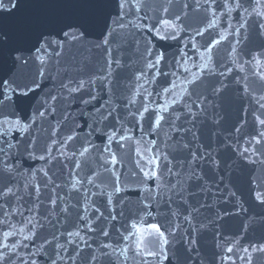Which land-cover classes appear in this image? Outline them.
Wrapping results in <instances>:
<instances>
[{"label": "snow or ice", "instance_id": "1", "mask_svg": "<svg viewBox=\"0 0 264 264\" xmlns=\"http://www.w3.org/2000/svg\"><path fill=\"white\" fill-rule=\"evenodd\" d=\"M173 3L174 0H167L168 6H161L157 10L148 9L146 0H0V201H3L0 203V211L3 214L0 225L9 229L0 233V264H38L36 258L47 255L43 244L35 248L34 251L20 253L18 248H27V244L22 241L7 242L9 238L18 234L23 236V240L32 241L37 230L44 227V224L38 219L43 192L51 193L47 201L51 205L50 214L56 216L57 220L61 215L68 217L70 209H75L79 213L80 208H83L84 214L77 215V219L83 221L80 227L86 229L87 233L93 234L99 230V234L107 238L110 234L108 229L103 227L98 229V225L101 220L108 222L117 219L113 197L126 191L121 179L123 173L117 171L118 166L123 167L118 153L124 149L127 141L136 140L137 145H139L136 149L138 157L135 161L136 170L129 175L133 178H141L144 185L145 197L140 202L142 204L140 211L144 212V215L152 216L153 214L149 209L161 200H164L165 206L170 208L171 204L176 203V200L173 199L174 196L183 205V211L187 213L183 219L188 224L192 223L201 208L212 207V205L199 204V201H197L199 207L190 205L189 199L185 198V193L189 198L196 197L198 193L188 191V188L179 180L176 183L172 182V177L181 175L180 172L174 171L177 167L187 169V179L189 182L197 183L199 193L215 195L213 192L214 184L215 192L227 193L224 196L225 207L235 200L237 203L234 206L240 207L242 211H247L240 204L237 192L230 190L228 185L224 183L226 176L219 175V173L227 174L231 169L238 167L240 162L252 165L264 164V94L256 96L250 90L249 85L245 83L244 92L251 97L257 106L252 115L255 124L260 129L256 131L255 135L239 138L243 139L247 146L241 145L232 131H229L227 136L220 132H214L213 129H220L227 123L224 104L229 85L225 83V79L232 73L233 69L226 67L224 71H218L222 65L219 64L214 52L222 42L228 39V36L220 34L218 39H204L206 33L217 27L216 8L214 7L216 0H203V3L201 0H195V9L205 13L202 20L196 21L197 24H204L205 26L195 29H192L191 25L185 24L187 13L183 12V9L191 8V5L184 3L181 6V11L173 14L170 7ZM219 7L223 8L229 15L232 11L241 9L246 14L241 16L243 22L235 29L237 35L248 25L249 20L246 17L255 16L264 20V0H252L249 4L251 10L249 7H244L242 0H225L224 4L219 5ZM24 9L26 11H22ZM149 11L154 14L149 15ZM161 12L163 16L160 15ZM209 13L213 17L212 20L207 18ZM6 18L12 19L6 23ZM231 27L232 25L229 24V28ZM256 28L257 35L264 37V22L259 23ZM131 30L151 34L144 37L143 53L138 51L140 41L133 40L137 46L138 54L145 60L144 68L135 73V80L145 83L160 82L161 93L171 94L175 98L163 105H156L154 108L145 103L140 109L133 112L128 110V105L136 104V94L134 93L132 98L127 100L124 109L137 127H141V122L147 120L149 128L156 132L163 124L167 123L170 130L180 139L175 140L174 146L166 142L163 149L155 139L145 140L143 135L136 139L130 134L132 129L125 126V121L119 115H115L120 106L113 107L111 101H106L105 104L94 108L98 119L93 117V124L88 125L90 131L85 134L83 140L75 128L69 129L66 135H60V130L68 120V116L65 115L62 121L57 120L56 124L49 129L50 143L46 144L43 149L45 155H41L39 159L52 167L60 164L61 169L69 164L73 166L69 169V175L74 177L71 183L67 185L70 188L69 196L60 195V190L66 185L55 182L53 177L49 175L51 169H40L39 171L47 178V182L43 189L40 184L33 183L32 180H26L24 183L23 189L29 196L34 192L36 200L33 206L27 209L29 216L25 218L24 225L17 229L15 225L9 223V220L13 214L23 216L22 205L19 203L23 197L19 194L21 188L16 181V177L24 175L20 171L19 160L25 153L29 158H34L36 138L32 137L30 141L26 140L21 143L16 139L14 133H18L22 137L26 136L30 134L38 118L43 121L48 116L55 115L57 109L49 101H73L88 106L98 99L97 87L109 94H114L112 69L113 65L116 68L122 67V61L119 58H114L113 55L114 52L120 51L119 47L113 49L110 45L118 34H130ZM95 33H99L102 39L92 44L88 41V37ZM228 35H233V33ZM153 36L160 40L183 41V46L177 50L179 58L173 55L169 61L165 51L155 48L152 43ZM201 41L204 42L201 43ZM239 43L240 41H237V44ZM85 44H92L95 49L104 50L108 73L103 76L90 77L87 80L65 79L67 77V64L76 59L72 49L77 45L83 47ZM189 47L199 57V63L192 65L198 69L196 72L191 71V68L188 67L191 57H189L186 49ZM228 55L233 65L240 72H244V64H250L257 69L252 75L264 82V41L261 43V51L245 53V55H251V59L244 61V64L238 62L240 53L235 45L231 46ZM30 63L37 66L35 74L26 82H18L11 75L12 69L17 66L27 67ZM164 67L183 69V73L187 75H183L178 85L176 80L169 79V77L179 78L182 74L179 71L166 72L163 70ZM149 72H151V76H149ZM161 77H163L162 82L160 81ZM216 77L220 79H214ZM244 79L247 80V77ZM45 80H59L58 94L53 95L52 90H49L45 94L47 99L36 100L34 111L30 116L24 115L22 117L19 115L18 112L26 113V107L35 99L37 90L43 91L42 85ZM205 81L208 83L205 84ZM137 87L143 88V84H138ZM178 87L180 92L176 93L175 90ZM197 89L201 90L198 91ZM65 92L67 96L64 95ZM145 92H147L146 89ZM161 93H157V95ZM85 94L87 98H85ZM152 95L153 93L147 92V97ZM176 106L182 110L177 112ZM241 108L245 113L249 111L243 104H241ZM222 110L225 111L223 116L221 115ZM105 112L107 114H104ZM110 120L111 122H109ZM246 123V121L237 120L236 123L232 124L234 133L240 134ZM95 124H103L107 129L103 132L104 143L102 146L94 144L90 139L93 132H101V128L95 127ZM209 125L210 127H208ZM213 136L217 137L215 148L213 147ZM168 139L173 140L174 138L169 137ZM233 140L236 142L233 143ZM76 143L80 144V148L69 152V147ZM114 145L115 149L113 148ZM165 149H171V151ZM54 152L56 155L53 154ZM183 153H186L184 159L177 161V155ZM233 156L236 157L235 160L232 159ZM93 162L102 171L94 168ZM85 167L90 174H87L84 179H80L78 173ZM104 173H107L112 181V191L110 192L104 190L109 186L108 184L96 183V180ZM209 173H211V183L205 180ZM229 179L232 178L229 177ZM243 179L244 177L237 176L233 182L242 183ZM84 180L87 181L88 185L100 188L101 191H90L89 188L84 187ZM149 182H154V188ZM251 182L255 183V181ZM188 187H191V184ZM257 188L260 190L254 192L255 201L264 206V184L257 185ZM81 190L84 192L83 203L78 199L76 204H71V193L79 194ZM165 192L170 193V195L165 197ZM97 196L106 198V203L110 209L108 217L104 216V213L96 206L95 200L91 199V197ZM12 199L17 201V206L12 207L11 212L4 210L6 206H10ZM116 202L123 203L122 200ZM56 209L59 211L56 212ZM90 209L95 215V220L88 215ZM118 215L123 216V211ZM170 215L178 216L179 213L170 212ZM230 215L231 213L227 211H217L215 218L209 223L215 227L217 222L224 221L225 217ZM43 219L51 222L47 216H44ZM139 219L142 222L143 216H140ZM207 226V224L201 223L199 228L204 229ZM131 227L138 232L140 231L139 223L135 220ZM179 227L176 225L171 228H161L156 223L147 225V228L153 230L156 235L151 241V248H145L142 258L146 256L160 260L163 256L164 260H167L165 246L171 244L168 236H175ZM25 231H27V235H23ZM191 231H196V229L192 228ZM65 235L67 237L66 244L59 243L56 234L52 235L51 240L44 241L55 251L54 258L52 255H47L45 264H58V262L64 264L65 254L67 260L71 264H75L76 258L83 248L91 247L86 235L81 234L79 227L74 231L60 233V236ZM131 235L133 233L129 232L121 238L128 240ZM187 243L190 246L188 249L190 251L197 241L192 237L187 240ZM66 245L73 246L72 252L75 255L69 252ZM239 245L240 242L235 237L227 241L226 254L221 257L222 264L224 261L227 264H234L232 256L227 254L241 251ZM216 246L221 247L220 244ZM100 248L110 249L111 252L116 251L110 243L102 244ZM140 248L141 245L137 243V254H141ZM127 251V248L123 249L120 255H125ZM111 252L101 251L100 254L108 256L111 255ZM242 252L243 255L238 258L245 264H252V254L264 253V243L243 247ZM97 260V255L93 254L89 264H95Z\"/></svg>", "mask_w": 264, "mask_h": 264}, {"label": "water", "instance_id": "2", "mask_svg": "<svg viewBox=\"0 0 264 264\" xmlns=\"http://www.w3.org/2000/svg\"><path fill=\"white\" fill-rule=\"evenodd\" d=\"M225 0H216V15L215 20L217 22V27L210 30L209 33H206L205 40L210 38H219L220 34H224L228 36V39L222 42L219 48L214 52L215 57L218 58V62L222 67L218 68V71H224V69L232 68L233 71L230 75L225 79V83L229 85V91L227 93L226 102L224 104V109L227 113V123L224 124L220 129H213L214 132L223 133L224 136H227L229 131L233 132V135L239 139L240 137H246L250 135H255L256 131H259V126L255 124L252 112L256 109V105L254 101L251 100V97L244 92V85L247 83L250 87V90L256 95L264 94V82L260 81L257 77L253 76L252 73L257 71L250 64H244V61L250 60L251 55H245V53H255L261 51V43L264 41V37L257 35L256 26L264 22L259 18L246 17L249 20L248 25L245 29H242L240 34H235V29L239 27L241 20V16H245L241 10H234L230 13H227L223 8L219 7V5L224 4ZM244 7H249L250 2L252 0H242ZM148 9H160L161 6H168L167 0H146ZM187 3L191 5V8L183 9V12L187 13V18L185 19L186 25H191L192 29L197 27H203L204 24H197V20H202L205 16L203 11H197L195 9V0H174V3L170 6L173 14L181 11V6ZM203 3V0H201ZM147 10V9H146ZM249 10L251 8L249 7ZM26 11V9L22 10ZM46 11V10H45ZM19 14V13H18ZM152 11H149V15H153ZM143 15V13H141ZM163 16V13H160ZM208 20H212L213 17L209 13ZM12 18H6V23L10 22ZM130 19H132L130 17ZM229 24L232 25L229 28ZM226 30V31H225ZM229 33H233V35H228ZM146 35H151L146 32H136L135 30H131V33H125L123 35L118 34L116 39L112 41L111 47L116 49L119 47V52H114V58H119L122 61V67L116 68L113 65L112 69V79H113V88L114 94H109L105 91H102L97 87L96 91L98 93L97 101H94L93 104L84 106L78 102L68 101H49L52 103L57 112L53 116H48L46 120L37 119L36 124L31 129L30 134L26 136H20L18 133H14L16 139L21 141V143L30 141L32 137L36 138V150L34 152V158H29L27 153L23 155V157L19 160V164L21 165L20 171L23 173V176L16 177V181L20 185L21 192L19 193L23 199L19 202L22 205L21 210L23 211V216L19 214H13L9 223L15 225L17 229L24 225V220L29 216L28 208H31L35 203L36 197L35 193L31 196L23 189V185L26 180H32L33 183L40 184L43 189L44 184L47 182V178L44 177L43 173L40 172V169H51L49 175L53 177L57 184L66 185L62 190H60L61 196H69L70 188L67 187L74 179V177L69 175V169L73 166L69 164L67 167L61 169L60 164H56L55 167L47 164L45 161L40 160L39 157L41 155H45L43 149L45 148L47 143H50L49 140V129L51 126L56 124L57 120H63L64 116H68V120L66 124L63 125L60 130V135H66L69 132V129L75 128L77 132L80 133L81 140L84 139L85 134L90 131L88 125L93 124V117L98 119L97 114L94 111V108L99 107L101 104H105L106 101H111L112 106L116 107L119 105L120 107L117 110L115 115H119L124 121L125 126L132 129L130 133L136 139H139L142 135L145 140H157L160 147L163 149L165 143L173 144L175 140H179L180 137L176 136L174 132H172L167 123L163 124L162 127L153 132L149 128V124L147 120L141 122V127H137L134 122L131 121V118L128 117L127 111L124 109V105L127 103L128 99H131L133 94H136V104L128 105V110L135 112L137 109H140L141 106L145 103L149 104V107L154 108L156 105H163L165 102H170L175 96L171 94H162L161 93V83H145L144 81L137 82L135 80V73L138 70L144 68L145 60L142 59L139 53H143L145 40L144 37ZM102 37L99 33H95L88 37V41L92 42V44L98 42ZM199 39V38H198ZM133 40L140 41L139 50L137 51V46L133 43ZM237 41H240L237 44ZM204 41H201L203 43ZM152 43L155 45L157 50H163L167 54L169 61L173 55H176L177 58L178 52L177 50L183 46V41H173V40H160L152 37ZM92 44H85L83 47L77 45L72 49L73 53L76 55L75 61L69 62L67 64V78H76V79H89L90 77L103 76L108 73V68L106 64V58L104 55V50H97L92 47ZM235 45L240 53L238 62L244 64V72H240L238 68H236L231 59L229 58V52L231 51V46ZM189 57H191V62L188 64V67L191 68V71H198L197 68L192 65L195 63H199V57L196 55L195 51L190 47L186 49ZM203 51V49H201ZM36 65L29 64L27 67L17 66L12 69L11 75L18 82H26L31 78L33 74L36 72ZM164 71H179L182 75L178 77H169V79L176 80V83L179 85L180 80L183 78V75H187L183 73V69H175L170 67H164ZM149 76H151V72H149ZM247 77V80L244 79ZM214 79H220L216 77ZM160 81H163V77L160 78ZM208 82L205 81V84ZM138 84H143V88H138ZM43 91L37 90L36 97L31 101L29 105L26 107V113H19L22 117L24 115L30 116L34 111V106L36 100L38 99H47L46 93L49 90H52L53 95H57L59 91V80H45L42 85ZM153 93L151 97H147V92ZM198 91L201 89H197ZM176 93L180 92V88L178 87L175 90ZM157 93H161L157 95ZM67 96V93H64ZM79 95V94H76ZM85 98L87 95L85 94ZM219 103V101H217ZM241 104L244 107L248 108L249 111L245 113ZM182 109L179 106H176V111L179 112ZM83 113V114H82ZM104 114H107L106 112ZM259 114V113H257ZM221 115H225V111H221ZM237 120L246 121L242 127L240 134H235L232 129V124L236 123ZM111 122V120L109 121ZM79 125V127H76ZM95 127H100L101 132L95 133L93 132L90 139L91 141L98 145L102 146L104 143L103 132L107 131L103 124H95ZM118 126V125H117ZM237 126H240L237 124ZM210 127V125L208 126ZM169 137H173V140H169ZM217 137L213 136V147L215 148L217 145L215 143ZM236 141L233 140V143ZM239 142L243 146H247L244 144L243 139H239ZM139 145H137L136 140L127 141L123 150H121L118 155L121 159L123 167H117V171L123 173L121 179L124 183L126 191L116 195L113 197L115 214H117V219L115 221L105 222L101 220L98 225V229L103 227L107 228L109 231V236L107 238L101 236L99 234V230L97 233H87L86 229L80 227L83 224V221H79L77 219V215H83V208H80L79 213L75 209H70V215L65 217L63 215L57 217L51 215V205L48 204L47 198L51 194L50 192H43L41 195L42 206L38 210L40 216V222L44 224L42 229L37 230V234L32 241L23 240V236L18 234L15 237H11L8 239V243H14L16 241H22L24 244H27L28 247H19L18 251L20 253H28L30 251H34L35 248L40 245H44V251L47 255H52L53 258L55 256V251L48 244H45V240H51L52 235L56 234L58 236V242L61 244H66L67 237L60 236V233H67L69 231H74L77 227L80 228L81 234L86 235V239H88L90 248H83L80 255L76 258L75 264H89L90 257L95 254L98 257V260L95 264H222L221 257L224 256L225 248L227 246V241L231 238L235 237L240 242V249L236 253L227 254L231 255L234 261V264H245L244 261H241L238 257L243 255L242 248L252 245V244H260L264 243V206L259 205L254 198V192L260 190L257 188V185L264 184V164L257 163L255 165L245 164L244 162H240L238 167L231 169L227 174L219 173V175H225V184L228 185V188L232 191L237 192V197L239 198L240 204H242L243 208L247 209V211H242L240 207L234 206L236 205V201L233 200L232 204L224 206V196L225 193L215 192V185L213 184V192L215 195H210L208 193H199L196 182H189L187 179V169L175 168L174 171L180 172L181 175L179 177H172L171 180L173 183H176L179 180L181 183L188 188V191L197 192V196L193 198H189L187 193H185V198L189 199V203L192 206L199 207V204H207L212 205L211 208L205 207L201 208L198 215L194 217L191 224H188L184 221L183 216L187 215L186 212L183 211V205L180 204L179 199L177 197H173L176 200V203L168 206H165L164 200H161L156 203L154 207L149 209L152 212V216L144 215V212H141L142 204L140 203L144 197L145 192L143 191L144 185L142 183L141 178H133L129 174L132 171H135V161L138 159L136 155V149ZM80 148V144L76 143L69 147L68 151L78 150ZM115 149V145L113 146ZM171 151V149H165ZM56 155V153H53ZM186 153L178 154L176 157L177 161H182ZM233 160L236 157H232ZM176 163V161H174ZM231 163V161H230ZM93 167L97 168L98 171H102L98 168V166L93 162ZM207 171V169H205ZM34 173V177H33ZM90 174L88 173L87 168L85 167L83 170L79 171L78 175L80 179H84V177ZM237 176L244 177L243 182H233L234 178ZM231 177L232 179H229ZM205 180L211 183V173L205 177ZM251 181H255L252 183ZM97 184L106 183L109 186L104 189L105 191H112L111 188V178L107 173L101 175L97 180ZM150 185L154 188V182H149ZM191 184V187H188ZM51 187V185H49ZM84 187L89 188L92 192L101 191L100 188H95L87 184V181L84 180ZM224 187V185H221ZM239 189V190H238ZM170 193L165 192L164 196L167 197ZM84 192L81 190L79 194L71 193V204H76L79 199L81 203H83ZM91 199L95 200L96 206L100 208V210L104 213L105 217L109 215V207L106 203V198L102 197H91ZM117 200H122L123 203L116 202ZM199 201V204H197ZM3 203V201H0ZM17 206V201L12 199L10 201V206H6L4 210L11 212V208ZM62 206V205H61ZM56 212L59 209L55 210ZM121 211H123L124 215H118ZM148 211V210H145ZM217 211L223 212L227 211L231 213L230 216L225 217L224 221L217 222L216 226L213 227L210 220H213L216 216ZM170 212L179 213L178 216L170 215ZM139 213V215H137ZM88 215L91 219L95 220V215H93L92 210L90 209ZM44 216L49 218V221H45L43 219ZM140 216H143V221L140 222ZM0 219H3L2 211H0ZM137 221L139 223L140 231L138 232L136 229L132 228V222ZM156 223L161 228L164 227H174L179 225V230L175 234V236L169 235L168 238L171 241L170 246H165L167 250L168 259L164 260L163 256H161L160 260L155 258L146 257L142 258V254L145 248H151V241L155 238V232L151 229L147 228V225ZM201 223L207 224V228L201 229L199 225ZM55 225V227H53ZM192 228H195L196 231H191ZM9 230L4 225H0V233L3 231ZM129 232L133 233V235L129 236L128 240H123L121 237L123 235H127ZM187 233V235H185ZM23 235H27V231ZM183 237V239H181ZM194 237L197 241L195 246H192V250L189 249V244L187 240L189 238ZM78 240V238H77ZM79 242V241H78ZM110 243L113 245V248L116 249L115 252H111L110 249H101L100 246L102 244ZM139 243L141 248L139 249L141 254H137L136 244ZM220 244L221 247H217L216 245ZM69 248V252H72L71 245H66ZM127 248L128 251L125 255H120V252ZM103 252H111V255L102 256L100 253ZM75 255L74 252H72ZM47 255H42L37 257L38 264H45L47 259ZM64 264H71L70 261L67 260V255ZM252 264H264V253H253ZM15 259V257H13ZM59 264V262H58ZM223 264H227L226 261Z\"/></svg>", "mask_w": 264, "mask_h": 264}]
</instances>
